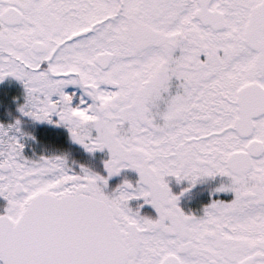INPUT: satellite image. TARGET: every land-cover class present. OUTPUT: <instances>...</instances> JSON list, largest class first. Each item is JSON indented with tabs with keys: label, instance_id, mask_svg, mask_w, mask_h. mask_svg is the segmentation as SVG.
Masks as SVG:
<instances>
[{
	"label": "snow or ice",
	"instance_id": "obj_1",
	"mask_svg": "<svg viewBox=\"0 0 264 264\" xmlns=\"http://www.w3.org/2000/svg\"><path fill=\"white\" fill-rule=\"evenodd\" d=\"M0 264H264V0H0Z\"/></svg>",
	"mask_w": 264,
	"mask_h": 264
}]
</instances>
